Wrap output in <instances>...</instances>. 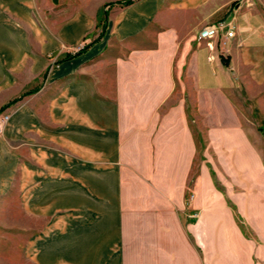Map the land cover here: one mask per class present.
Instances as JSON below:
<instances>
[{
  "label": "crops",
  "instance_id": "crops-1",
  "mask_svg": "<svg viewBox=\"0 0 264 264\" xmlns=\"http://www.w3.org/2000/svg\"><path fill=\"white\" fill-rule=\"evenodd\" d=\"M123 1L0 0V194L27 188V264H264V29L236 0Z\"/></svg>",
  "mask_w": 264,
  "mask_h": 264
},
{
  "label": "rangeland",
  "instance_id": "rangeland-1",
  "mask_svg": "<svg viewBox=\"0 0 264 264\" xmlns=\"http://www.w3.org/2000/svg\"><path fill=\"white\" fill-rule=\"evenodd\" d=\"M238 4L243 5H241L243 9L240 15L244 16V20L240 23V27L242 30H244V28L247 29L243 34H251L252 32L258 34L262 32L264 29L263 0H236L231 7L234 9ZM225 21L229 22L228 20ZM212 25V23L206 24L199 31L198 40L202 30ZM90 41L91 40L88 38H85L77 45L64 44L58 49L59 53L56 56L49 54V74L62 68L64 61L82 56L89 49L91 45ZM209 48L213 49L211 45ZM181 52H183V50H181ZM47 83L48 80L46 81V84ZM259 90L262 89L257 87L253 91L258 93ZM234 97L239 108L243 109L245 124L250 128H259V126L262 125V108L259 110L260 105L255 103L254 106L257 107L258 113L254 114L250 107L251 104H253V100H257L254 99L255 96L250 95V97H241L237 92ZM9 109L6 108L5 111L0 114V118L3 116L11 117ZM257 139V144H259L262 152V134ZM218 189L224 191V188ZM11 190L13 192L9 198H4L0 194V264H27L24 250L27 244V228L30 227V223L27 218V208L23 205V202L27 201V188H11ZM191 194L192 192H189L187 202H190ZM33 226L34 224L32 227ZM243 230L245 233H248L245 228H243Z\"/></svg>",
  "mask_w": 264,
  "mask_h": 264
},
{
  "label": "built area",
  "instance_id": "built-area-1",
  "mask_svg": "<svg viewBox=\"0 0 264 264\" xmlns=\"http://www.w3.org/2000/svg\"><path fill=\"white\" fill-rule=\"evenodd\" d=\"M221 33H225L227 37L233 38L235 37V26L232 23L221 21L217 24H213L212 26L206 27L202 30L199 35L200 41H207L208 45L212 44V42L217 39ZM9 116H3L0 118V131L3 129L4 125L9 121Z\"/></svg>",
  "mask_w": 264,
  "mask_h": 264
},
{
  "label": "trees",
  "instance_id": "trees-1",
  "mask_svg": "<svg viewBox=\"0 0 264 264\" xmlns=\"http://www.w3.org/2000/svg\"><path fill=\"white\" fill-rule=\"evenodd\" d=\"M134 2V0H126L123 2H118L119 5L128 6L131 5Z\"/></svg>",
  "mask_w": 264,
  "mask_h": 264
}]
</instances>
